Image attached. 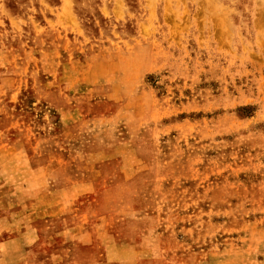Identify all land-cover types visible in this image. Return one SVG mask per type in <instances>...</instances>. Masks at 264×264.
I'll list each match as a JSON object with an SVG mask.
<instances>
[{
  "label": "rangeland",
  "instance_id": "1",
  "mask_svg": "<svg viewBox=\"0 0 264 264\" xmlns=\"http://www.w3.org/2000/svg\"><path fill=\"white\" fill-rule=\"evenodd\" d=\"M86 176L141 264H264V0H0L2 263L13 199Z\"/></svg>",
  "mask_w": 264,
  "mask_h": 264
},
{
  "label": "crops",
  "instance_id": "2",
  "mask_svg": "<svg viewBox=\"0 0 264 264\" xmlns=\"http://www.w3.org/2000/svg\"><path fill=\"white\" fill-rule=\"evenodd\" d=\"M96 154L99 152L88 153ZM105 154L112 157L110 152ZM98 162L97 159L88 163L87 169L97 170L101 166ZM98 182L99 179L89 176L66 181L53 178L38 196L14 198L10 208L11 226L18 222L20 227L14 230L13 226L11 236L19 242L23 254L8 264H141L142 248L118 240L113 233L115 210L108 206L112 199L96 198V194L80 198L83 188L92 193ZM81 248L91 257L82 260L77 252Z\"/></svg>",
  "mask_w": 264,
  "mask_h": 264
}]
</instances>
